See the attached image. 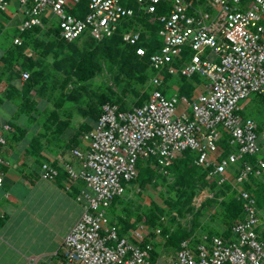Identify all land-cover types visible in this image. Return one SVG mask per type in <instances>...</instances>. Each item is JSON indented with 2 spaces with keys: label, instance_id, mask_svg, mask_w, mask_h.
<instances>
[{
  "label": "built area",
  "instance_id": "built-area-1",
  "mask_svg": "<svg viewBox=\"0 0 264 264\" xmlns=\"http://www.w3.org/2000/svg\"><path fill=\"white\" fill-rule=\"evenodd\" d=\"M12 2L20 17L19 33L34 26L56 27L66 41L84 36L98 42L136 12L160 23L161 44L148 58L154 72L147 98L127 110L104 103L82 135L85 149H70L80 167L65 164L67 184L83 181L86 189L77 199H85V204L64 239L58 264H156L142 222L119 234L107 216L114 198L137 176L138 159L152 158L158 172L166 173L175 158L189 150L195 153L191 164L208 169L209 182L227 181V168L237 163L235 184L262 175V159L254 164L240 159L257 156L262 149L257 122L241 111L252 94L261 97L264 107V0H0V13L8 12ZM1 22L5 27L10 20ZM122 38L136 44L141 29L129 24ZM21 42L19 35L13 38L14 44ZM135 52L142 56L146 48L137 46ZM176 75L204 78L202 90L192 96L166 94V76ZM28 77V71L21 73L22 80ZM11 130L9 124L0 126V186L1 147L4 132ZM223 137L228 143L225 155L219 144ZM57 174L56 164L41 163L42 179ZM237 195L243 201V217L231 223L229 234L209 239L204 235L195 246L184 239L163 264H264V220L258 216L256 198L243 187L237 188Z\"/></svg>",
  "mask_w": 264,
  "mask_h": 264
},
{
  "label": "crops",
  "instance_id": "crops-1",
  "mask_svg": "<svg viewBox=\"0 0 264 264\" xmlns=\"http://www.w3.org/2000/svg\"><path fill=\"white\" fill-rule=\"evenodd\" d=\"M16 6V3L12 2L8 12L0 13V20L8 18L12 21L11 17L13 16V19L16 17L19 22V13L15 14ZM8 48L9 45L5 41L0 44V126L9 124L12 127L11 131L4 132L5 143L1 147V155L4 161V176L0 186V264H18V261L21 264L22 262L24 263L25 257L17 254L22 252L23 247H26L29 242L32 243L35 230L39 227H41V230L47 229L51 223L61 225L63 233L51 236L47 232L48 236L52 238V248L42 250L37 256L33 255L31 257L35 258L36 264H58L61 259V249L64 239L80 218L85 204V199L78 200L77 197L86 187L80 179L75 180L71 185L67 184L65 164L79 169V161L70 154V149L73 147L85 149L87 141L82 136L84 131L81 132L80 129L83 128V124H92L93 121L81 116L82 119L77 122L76 126H72L70 120L69 125L60 132V135L54 134L55 131L59 132L58 129L56 130L57 127L48 130V127L44 124L45 113L53 109L52 103H50L49 98L46 96L37 97L34 90L29 92V96L31 100H34L36 105L34 106L32 102L25 100V95L21 93L22 85L25 81L22 80L20 72L16 70L9 72L4 68L3 57ZM24 53L29 54V49H25ZM15 68L18 69L19 66L15 65ZM180 80V76H172L164 92L169 91L171 94L173 92L180 93ZM203 82H205V79L199 76V80L194 82L191 94L186 95L192 96L197 91L202 90ZM256 101H258L259 107L254 106V111L250 113L252 115L243 116L253 118L258 124L259 141L262 149L259 155L253 157V159H256L255 161L259 159L264 161V137L261 135L264 132V107L261 97L255 95L250 100L248 99L243 102V104L246 107L247 104L249 105ZM14 126H17L16 131L13 128ZM76 134L77 136H75ZM184 152L175 158V167H172L173 163L167 167L165 175L170 174V177L169 180H164L165 185L162 183L156 184L155 181L153 186H151V183L154 181L156 164L152 158L146 160L138 159L136 163L137 176L125 186V190L129 194L115 198L109 206L110 221L115 223L118 233L129 232L132 228L131 222H135L137 218H140V222L146 226V231L148 233L150 231L153 232L152 240L157 238V234H159L160 237L157 242H160V239L163 240L162 248H166V236L159 233L158 227L156 229L153 228V230L149 226L146 216L142 215V213L147 211L150 201L157 200L161 207L166 209L164 199L184 195L182 192L187 190L186 186L189 184H180L181 180L178 176L186 174L185 164L182 161L185 159ZM43 161L56 164L58 174L54 179L49 180L40 177V165ZM191 165V162H188V166ZM235 168L236 165L229 166L226 170V177L227 182L232 185L237 194V188H241L242 185L234 183ZM262 174L264 175V171ZM131 185L132 187H129ZM157 187L164 188L165 192L167 191L165 193L166 196L163 197L159 193V198L149 197L150 200L148 202L142 200V203H138L139 209H134L136 210V215L130 219L132 215L131 211L125 212L124 210H127L126 207L130 205L129 199L133 198L132 195H134L132 192L135 191L136 194L143 196L146 191L150 192V190ZM202 192H206L207 195L204 196L201 202L213 194V191L208 187L200 188V191L192 197L191 205L194 210L192 212L185 210L179 217L186 219L184 215L190 214V216L192 215L191 221L195 220L197 222V218L202 216V212L208 209L210 210L209 219L212 222H220V225H218L219 230H216V232L226 234V227L223 221L219 217L212 218L211 216L214 209L202 207L201 202L199 205L194 204L195 196ZM255 193L258 197V216L260 220H264V179L259 180V183H257ZM183 202L184 197L180 200V203ZM142 207L144 209H141ZM196 210H199L200 216L196 215ZM120 212H123L125 215H120ZM175 232H179L178 228ZM190 234L192 235L193 233L191 232ZM157 242L152 244L157 245ZM154 248L157 253L156 261L158 262L159 259L162 264L175 252L173 250L172 255L169 254L168 256H163L164 258H160V253L156 247ZM30 259L27 258V260Z\"/></svg>",
  "mask_w": 264,
  "mask_h": 264
},
{
  "label": "trees",
  "instance_id": "trees-1",
  "mask_svg": "<svg viewBox=\"0 0 264 264\" xmlns=\"http://www.w3.org/2000/svg\"><path fill=\"white\" fill-rule=\"evenodd\" d=\"M1 21L2 20H0V35L5 28ZM129 24H136V26L141 29V38L136 44L126 43L122 38V33ZM159 27V22H152L148 17L140 16L136 12V16L132 20L119 25L117 30L111 36L104 37L98 42L87 39L84 36L72 41H66L58 37L56 27L44 30L40 27L34 26L20 33L15 28L16 33L12 38L19 35L22 42L20 45H17L13 43V39L10 41L8 44L9 48L5 51L3 57L4 68L9 72L16 70L17 72H20V74L23 71L29 72V77L24 80L25 83L22 85L21 93L25 95V100L32 102L34 106L36 103L34 100H31V97L29 96L31 90H34L36 96L39 98L44 96L49 98L53 109L48 110L47 114L45 113L44 124L48 127V130L57 127L56 130L58 129L59 132L55 131L54 134L60 135V132H62L70 123L69 118L63 119V115H60L65 102H73L77 104L75 110L84 118L91 119L94 122L100 115L101 106L104 103L116 104L119 110H127L132 106L140 105L147 98L150 91L147 82L154 72L149 67L148 58L161 44V38L158 35ZM137 46H144L146 48V53L142 56L137 55L135 52ZM25 49H29L30 53L25 54ZM49 54L54 55L55 61L53 66L55 69L63 71L62 76L54 75L56 79H53L50 83L48 81L49 71H47L46 67H43L42 64V58ZM100 58H104L112 66L118 67V74L114 76L115 83L130 85V82H132L133 86L138 85V89H132L136 100L131 106L127 105L124 96L116 95L111 91L109 86L108 90L110 94L102 92L97 96L94 103L85 99L86 104H82L86 92L85 83L99 72L100 64L98 59ZM15 65H18L19 68L16 69ZM171 78V76H166V81L171 80ZM180 78V93L190 95L194 82L199 80V76L194 75L191 78L180 76ZM186 82L188 83L187 85ZM57 85L60 89L59 93H55ZM92 124H83V128L80 129V131H88L92 127ZM13 128L16 131L17 126H14ZM75 136H77V134ZM219 144L223 148V154L225 155L227 151L226 149H228V143L225 137L219 140ZM184 153L185 159L182 161L185 164L184 168L186 174L178 175L181 180L180 184H189H186L187 190L182 192L184 195L175 196L176 198L168 197L167 199H164L163 201L166 209H163L157 202L150 201L149 208L147 211H144L142 215L146 216L149 226L155 229L158 226V222L160 223V221L169 214H171V220L175 221L174 217H179L180 214L185 212V210L190 212L194 210L191 205L192 197L200 191V188L208 187L213 191V194L203 200L201 206L214 209L211 216L212 218L219 217L223 221L226 227V234L209 231L206 234V238L209 239L213 235L229 234L231 223L235 219L243 217L244 210L242 199L238 197L236 191L232 188V185L227 181H224L222 184H217L215 181L209 182L206 178L208 169L197 168L193 165L188 166V162H192L193 155H191V151L189 150H186ZM253 157L256 156L244 155L240 159V162L254 164L256 163V159L254 160ZM175 163L176 160H174L172 167H175ZM238 164L239 163L234 165L237 167ZM235 169L234 172H236ZM132 181L133 180L128 183ZM128 183H126L125 186ZM257 183H259L258 177L250 175L248 180L241 185L244 189L248 190L255 196L258 207V197L255 193ZM183 197L184 202L180 203V200ZM196 215H201L199 210H196ZM135 222H140V218H137ZM175 231L176 230L169 232L166 227L159 229V233L166 236V247L170 246L173 250H176L179 247L182 240L190 239L191 236V234L180 235ZM123 233L124 232H119V234ZM152 233L153 232L151 231L148 233L146 241H151L153 237ZM200 239H196L194 242L190 240L191 246H195L200 242ZM150 255L152 261L156 262L157 253L154 247L150 251Z\"/></svg>",
  "mask_w": 264,
  "mask_h": 264
},
{
  "label": "rangeland",
  "instance_id": "rangeland-1",
  "mask_svg": "<svg viewBox=\"0 0 264 264\" xmlns=\"http://www.w3.org/2000/svg\"><path fill=\"white\" fill-rule=\"evenodd\" d=\"M11 18H12V21H10L9 24L7 26H5L3 32L0 35V44L4 41L9 44L10 41L13 39L12 36L15 35V33H16V29H15L16 25L15 24L18 23V21H17L18 19L16 17H14V19H13V17H11ZM50 22L55 24L56 18L54 16H52ZM54 61H55V58H54L53 54L46 55L44 58H42L43 67H46L47 71H49V80H48L49 83L52 82L53 79H56L54 77V75H61V76L63 75L62 70H56L55 67L53 66ZM98 62L100 64V70L98 73H96V75H94L93 78H90L85 83V86H86L85 91L86 92L84 94V102L82 104H86L85 99L90 100L91 103H94L96 101L97 96L100 95L102 92L110 94V92L108 90V86H109L113 93H115L116 95H119V96H124V100L126 101L127 105L131 106L136 100V98L134 96V92L132 89H134V88L138 89V85L133 86L132 82H130L131 83L130 85L129 84L125 85L123 83L122 84L115 83L114 76L118 74V67L112 66L104 58L98 59ZM148 86H150V88H151L150 84ZM55 91H56L55 93H59L60 89H59L58 85L56 86ZM166 93L171 94V92H169V91H167ZM253 96H255V94H252L251 97L249 98V100ZM254 106L259 107L258 101L252 102V104H249V105L247 104L246 107H244V109L241 111V113L243 115H246V116L252 115L250 113H252L254 111ZM63 107L64 108L61 110V113H60L61 116L63 115L62 118H69L71 120L72 126H76L77 122L81 121V119H82L81 114L75 110V107H77V104H75L73 102H65ZM66 112H68V113H66ZM194 154L195 153L191 152V155H194ZM155 171L156 172L154 174V181L151 183V186H153L155 181H156V184L162 183L165 185L164 180L165 179L169 180L170 174L165 175V173H163V172H158L157 169H155ZM158 174H160V175H158ZM258 179L259 180L264 179V175L262 174L260 177H258ZM129 187H132V185ZM148 192L149 191H146V193L144 192L145 194L143 196L136 194L135 191L132 192V193H134V195H132L133 198L129 199L130 205L128 204L129 206L126 207L128 211L124 210L125 212H129V210L131 211L132 215L130 216V219L134 218V216L136 215V210H134V209L138 208V206H139L138 203H142V200L144 202H148V200H150L149 197L150 198L151 197L159 198L160 194H161V196L164 197V196H166L165 193H167V191L165 192L164 188H162V187H157V188H154L153 190H150L149 194H148ZM128 194L129 193L127 190H125L123 193V195H126V196ZM206 195H207L206 192H202L201 194L198 193L194 198V204L199 205L201 200ZM138 200H139V202H138ZM154 202H157L159 204V202L157 200H155ZM125 206H126V204H125ZM114 207H117V206H114ZM143 207H145V206H143ZM143 207L141 209H144ZM108 210H110L109 207L107 208V216L110 220ZM209 213H210V210H208V209L204 210L202 212V216L200 218H197V222L195 220L191 221L192 215L190 216V214L184 215V217L186 219H181V217H174L175 221L171 220V214H169V215H167V217L165 216V218L162 221H160V223L158 222L157 227L159 229L162 227H166L169 230V232L174 231L178 228V230H179L178 233L180 235H182V234L188 235L192 232L193 234L190 236V240H192L194 242L196 239H200L201 237L206 235L209 231L214 232L216 230H219L218 225H220V222L219 221L212 222L209 219ZM119 214L123 215V216L125 215V214H123V212H120ZM131 224H132V226H131L132 228L137 227L136 222L132 221ZM47 232H49V234H51V236H57V235H61L63 233V230H62L61 225H57L54 223L49 224L47 229L41 230V227H39L37 230H35L33 233L32 243L29 242L27 244L28 247H27V245H26V247L24 246L22 252H19L17 254L19 256L25 257V262L24 263L22 262V264H36L35 258L34 257L32 258L31 256H33V255L37 256L38 254H40L42 252V250L52 248L51 247L52 246V238H50L48 236ZM157 235H158L157 238H155L153 240L151 239V242L153 244L156 243L160 237L159 234H157ZM162 243H163V240L160 239V242H157V245H153V247H156L157 251L160 253V258H164L163 256H168L169 254L172 255V253H173L172 247L167 246L166 248H162ZM27 258H31V259L27 260ZM17 263L21 264L20 261H18ZM156 264H162V263H160V260L158 259V262L156 261Z\"/></svg>",
  "mask_w": 264,
  "mask_h": 264
}]
</instances>
